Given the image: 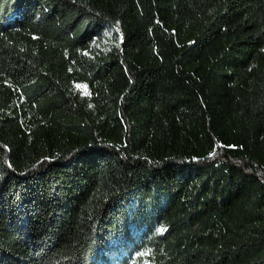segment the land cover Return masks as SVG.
<instances>
[{"label": "trees", "instance_id": "trees-1", "mask_svg": "<svg viewBox=\"0 0 264 264\" xmlns=\"http://www.w3.org/2000/svg\"><path fill=\"white\" fill-rule=\"evenodd\" d=\"M0 264H264V0H0Z\"/></svg>", "mask_w": 264, "mask_h": 264}, {"label": "rangeland", "instance_id": "rangeland-1", "mask_svg": "<svg viewBox=\"0 0 264 264\" xmlns=\"http://www.w3.org/2000/svg\"><path fill=\"white\" fill-rule=\"evenodd\" d=\"M77 85H80V84H75L73 86L74 91L76 93H78L82 98L89 99L90 98V93H89L88 88L86 87V93L87 94H85V89L83 87L78 88ZM80 86H85V85H80Z\"/></svg>", "mask_w": 264, "mask_h": 264}, {"label": "snow or ice", "instance_id": "snow-or-ice-1", "mask_svg": "<svg viewBox=\"0 0 264 264\" xmlns=\"http://www.w3.org/2000/svg\"><path fill=\"white\" fill-rule=\"evenodd\" d=\"M77 87H78V88L83 87V88L85 89V94H87V93H86V87H87V86H80V85H77ZM165 230H166V229H164L163 227H161V228L157 229V232L160 233V234H162L163 231H165ZM146 254H147V253H141L140 255H146Z\"/></svg>", "mask_w": 264, "mask_h": 264}]
</instances>
